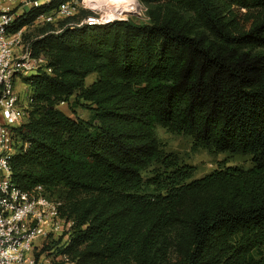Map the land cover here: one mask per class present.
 Listing matches in <instances>:
<instances>
[{"label":"trees","instance_id":"trees-1","mask_svg":"<svg viewBox=\"0 0 264 264\" xmlns=\"http://www.w3.org/2000/svg\"><path fill=\"white\" fill-rule=\"evenodd\" d=\"M140 1L147 21L71 28L63 18L31 41L46 63L24 77L34 101L15 127L13 178L41 184L75 220L66 244L52 236L42 250L56 245L73 264H264V0ZM159 125L253 164L195 177Z\"/></svg>","mask_w":264,"mask_h":264},{"label":"built area","instance_id":"built-area-1","mask_svg":"<svg viewBox=\"0 0 264 264\" xmlns=\"http://www.w3.org/2000/svg\"><path fill=\"white\" fill-rule=\"evenodd\" d=\"M52 1L0 0V264H42L35 254L36 248L56 235L63 236L66 244L75 224L73 218L63 214L62 202L50 198L41 184L25 190L13 178L12 160L17 151L15 127L27 121L30 103L34 101L30 91L24 97L21 95L15 78L20 72L36 73L45 66V59L34 54L31 43L24 42L22 29L11 32L9 28L28 12L27 7L37 9L49 6ZM132 1L135 11L114 8L113 0L97 7L88 6L85 0L81 3L63 0L52 12L37 17L54 22L58 17L70 18L78 15L81 8H88L90 12L79 21L67 22L65 26L108 25L138 13L140 7L136 0Z\"/></svg>","mask_w":264,"mask_h":264},{"label":"rangeland","instance_id":"rangeland-1","mask_svg":"<svg viewBox=\"0 0 264 264\" xmlns=\"http://www.w3.org/2000/svg\"><path fill=\"white\" fill-rule=\"evenodd\" d=\"M77 1L81 3L82 0ZM136 2L139 5L140 10L138 13L130 14L129 18H132L138 22L149 20L148 7L140 0H136ZM29 10L30 7H27L26 11ZM89 12L90 10L88 8H81L80 13L78 15L70 17L67 22L75 23L81 19V16H83L82 13ZM62 19L63 18L59 17L56 18L54 23L57 25V28L59 27L58 21ZM45 23L47 22L36 17L35 22L33 24L25 26L22 29L24 42L31 43L32 40L39 38V31L45 25ZM37 56L44 57V55L42 54ZM44 59L46 63V58L44 57ZM34 73V71L20 72L15 78V86L23 97L30 91L28 83L24 81V77L32 75ZM97 76V73H91L86 79V84L88 85L93 82L97 78ZM72 101L73 99L71 100V102ZM59 107L72 117L81 116L83 118L88 119L91 116V111L88 108L82 106L72 107L71 103L68 102H61L59 104ZM156 130L159 139L161 140L164 148L167 151L178 153L183 163L193 165L195 167V177H201L205 175L206 173L217 168L220 163H225L226 165H240L245 167H249L253 164V159L251 155L235 154L231 152H219L213 154L203 148L193 149V139L190 136H187L182 133L169 131L167 128L161 125L157 126ZM58 238L59 236L56 235L53 239L57 240ZM63 241L60 242L59 245H61ZM44 246L45 245H41L37 247L35 251L36 256L37 253H39L38 258L39 260H41L42 264H73L64 255L57 254L58 248L56 247V245L49 250L43 251L42 249Z\"/></svg>","mask_w":264,"mask_h":264},{"label":"bare ground","instance_id":"bare-ground-1","mask_svg":"<svg viewBox=\"0 0 264 264\" xmlns=\"http://www.w3.org/2000/svg\"><path fill=\"white\" fill-rule=\"evenodd\" d=\"M113 7L118 8L119 10L124 11H135L137 8L135 7V2L132 0H113ZM86 4L91 7H97L100 4H107V0H85Z\"/></svg>","mask_w":264,"mask_h":264}]
</instances>
